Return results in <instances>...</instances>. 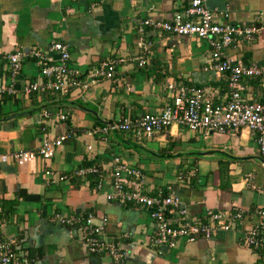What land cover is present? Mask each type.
Instances as JSON below:
<instances>
[{
	"label": "crops",
	"instance_id": "0c3cea01",
	"mask_svg": "<svg viewBox=\"0 0 264 264\" xmlns=\"http://www.w3.org/2000/svg\"><path fill=\"white\" fill-rule=\"evenodd\" d=\"M188 0H0V87L8 83L7 55L22 51L17 83L38 80L39 64L26 54L32 47L46 50L53 40L68 43L67 65L84 76L101 60L124 59L111 79H99L80 92L29 95L0 93V154L34 149L42 136L74 134L55 148L48 160L25 164L0 162V203L15 200L5 217L1 236H14L25 264H112L106 255L87 252L73 228L58 216L92 214L106 218L103 232L117 238L129 253L130 264H264V253L240 243L241 226L217 231L209 240H178L174 247L148 245L156 223L144 207L106 200L108 186L93 190L98 176L86 174L51 183L50 169L68 174L96 164L103 177L111 155L141 168L144 188L151 194L177 196L189 215L204 218L207 210L264 209V165L256 134L247 128L230 132L190 131L170 125L151 138L137 140L129 132L89 134L94 127L126 116L154 112L168 94L165 82L205 88L213 102L226 92L224 73L206 68V41L145 28L142 43L135 25L142 19H169ZM219 22L262 24L251 40L238 38L223 49L242 64L264 67V0H205ZM53 58L56 54L52 53ZM143 56L138 66L134 57ZM249 100H263L264 88L254 78L242 80ZM43 111L50 115L44 117ZM66 115L64 120L57 114ZM87 146H90L88 149ZM182 173V181L176 178ZM104 181V179H103ZM36 194L21 200L16 191ZM250 215L242 225L256 222ZM264 219V218H263ZM165 248V249H163Z\"/></svg>",
	"mask_w": 264,
	"mask_h": 264
},
{
	"label": "built area",
	"instance_id": "2783aa9c",
	"mask_svg": "<svg viewBox=\"0 0 264 264\" xmlns=\"http://www.w3.org/2000/svg\"><path fill=\"white\" fill-rule=\"evenodd\" d=\"M263 27L257 21L252 22H219L205 5V0H188L186 6L173 12L169 19L150 20L144 18L135 25V32L142 41L145 28L165 32L177 36H192L204 40L210 48V56L206 68L216 73L226 75L227 84L224 96L213 102L205 88L165 82L168 100L154 112H144L135 116H126L117 121L94 127L89 134L101 133L102 136L113 131L129 132L137 140H146L156 132L170 125H177L190 131L234 133L239 128H247L256 134L258 154L264 165V99L249 100L244 94L242 80L254 78L264 88V67L256 64H242L235 58L224 54L223 49L238 38L253 39ZM52 53L56 54L53 58ZM39 64V78L33 81L17 83L20 70L22 51L11 52L8 60V83L0 87V93L9 95H29L30 93L80 92L99 79H111L115 67L124 61L121 57H111L101 60L96 66L90 67L84 76L78 70L67 65L69 57L68 43L63 40H53L47 49L32 47L26 52ZM138 66L145 63L143 56L133 58ZM42 115L50 114L43 111ZM64 120L65 114H57ZM74 133L65 131L55 137L42 136L34 149H18L0 154V162L12 161L17 165L25 164L35 158L48 160L63 140ZM89 149L90 146H87ZM102 169L96 164L79 167L68 174H56L50 169L43 171L46 180L56 183L70 179L73 176L94 174L98 176L93 184V190L102 187L103 182L108 186L104 193L106 200L121 204H132L144 207L156 226L148 240V245L159 249L161 246L172 248L178 240L193 242L199 238L209 240L217 231H228L241 226L240 243L255 251L264 253V209L251 210L234 207L231 210H207L204 218L189 215L179 198L171 193L149 194L144 188V175L139 166L130 163L119 155H111L109 167L103 177ZM176 178L182 181V173ZM104 179V181H103ZM256 215L257 221L242 225L245 217ZM60 223L73 228V234L82 241L87 252L106 255L112 264H130L129 253L120 239L106 236L103 225L106 218L99 216L98 222L92 214L60 215ZM6 223L0 208V232ZM17 240L14 236L0 235V264H25L28 258L19 253Z\"/></svg>",
	"mask_w": 264,
	"mask_h": 264
},
{
	"label": "trees",
	"instance_id": "16d2710c",
	"mask_svg": "<svg viewBox=\"0 0 264 264\" xmlns=\"http://www.w3.org/2000/svg\"><path fill=\"white\" fill-rule=\"evenodd\" d=\"M16 195L20 197L21 200H37L39 198V196L36 194H27L19 190L16 191ZM15 204V200H7L0 203L2 215L6 217L7 214L11 213Z\"/></svg>",
	"mask_w": 264,
	"mask_h": 264
},
{
	"label": "water",
	"instance_id": "95a60500",
	"mask_svg": "<svg viewBox=\"0 0 264 264\" xmlns=\"http://www.w3.org/2000/svg\"><path fill=\"white\" fill-rule=\"evenodd\" d=\"M164 247V246H163ZM163 249H165V248H163Z\"/></svg>",
	"mask_w": 264,
	"mask_h": 264
}]
</instances>
